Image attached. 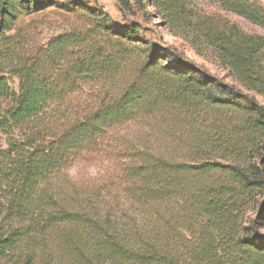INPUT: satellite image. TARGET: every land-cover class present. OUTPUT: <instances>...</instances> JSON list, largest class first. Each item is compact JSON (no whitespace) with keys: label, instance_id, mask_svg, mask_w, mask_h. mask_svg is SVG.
I'll return each instance as SVG.
<instances>
[{"label":"trees","instance_id":"16d2710c","mask_svg":"<svg viewBox=\"0 0 264 264\" xmlns=\"http://www.w3.org/2000/svg\"><path fill=\"white\" fill-rule=\"evenodd\" d=\"M216 1L264 28L259 0ZM119 4L236 83L84 0H0V73L19 79L0 76V264H264V35L188 0ZM47 11L87 24L27 48L20 17ZM98 155L117 156L104 181L72 182Z\"/></svg>","mask_w":264,"mask_h":264},{"label":"rangeland","instance_id":"374dc122","mask_svg":"<svg viewBox=\"0 0 264 264\" xmlns=\"http://www.w3.org/2000/svg\"><path fill=\"white\" fill-rule=\"evenodd\" d=\"M90 6L102 7L108 12L115 24L119 27H139L140 34L148 41L155 42L161 48H177L192 58L198 66L207 69L212 74L222 77L228 83H236L230 73L222 67L219 61L212 53H208V58L199 57L193 52L191 47L180 37L174 36L166 25V21L161 17H157V13L150 5L147 9L150 14L144 10L134 8V10L123 11L119 0H84ZM259 3L264 7V0H259ZM188 5L191 8L209 15H214L216 18L227 19L230 22L238 24L245 32L250 34L264 35V28L253 24L242 16L235 13L223 10L221 5L216 0H188ZM86 20L81 16H73L67 13L47 11L41 14L32 16L22 15L16 27L20 29V35L25 37V46H44L52 38L62 34L74 27L84 25ZM87 24V23H86ZM2 49V46H0ZM0 49V50H1ZM6 76L12 88L18 90L19 79L16 75L11 74L8 70L0 73V76ZM245 91H248L244 88ZM262 102V97H257ZM9 99L0 98V117L4 114L10 105ZM1 144L6 147L5 138L1 139ZM92 164L81 163L69 170L72 182L84 183L90 178L98 179L99 183L103 182L105 175L112 171L116 164V157L111 156L110 159L104 160L101 155L97 156ZM255 212H251L254 216ZM264 233V228L260 230Z\"/></svg>","mask_w":264,"mask_h":264}]
</instances>
